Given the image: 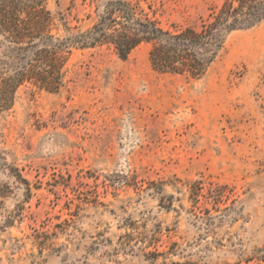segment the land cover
<instances>
[{
	"label": "rangeland",
	"instance_id": "1",
	"mask_svg": "<svg viewBox=\"0 0 264 264\" xmlns=\"http://www.w3.org/2000/svg\"><path fill=\"white\" fill-rule=\"evenodd\" d=\"M110 1L46 0L52 34ZM128 1L169 29L224 0ZM149 50L72 47L59 94L25 83L0 107V264H264V18L199 80ZM31 55L0 36V84Z\"/></svg>",
	"mask_w": 264,
	"mask_h": 264
},
{
	"label": "trees",
	"instance_id": "2",
	"mask_svg": "<svg viewBox=\"0 0 264 264\" xmlns=\"http://www.w3.org/2000/svg\"><path fill=\"white\" fill-rule=\"evenodd\" d=\"M46 0H0V36L11 49L26 55L29 63L15 69L0 84V104L8 109L16 90L25 83L48 94H59L63 87L70 48L94 49L106 46L118 59L126 60L139 45H150L149 61L160 74L181 75L199 80L215 62L226 33L251 26L264 18V0H224L212 10L199 27L170 25L159 22L128 0L108 2L96 23L87 31L65 37L52 34L54 17L46 9ZM152 16L153 10L147 7Z\"/></svg>",
	"mask_w": 264,
	"mask_h": 264
}]
</instances>
